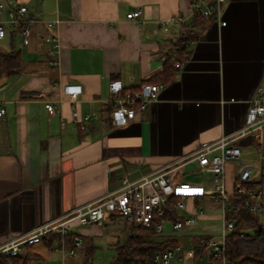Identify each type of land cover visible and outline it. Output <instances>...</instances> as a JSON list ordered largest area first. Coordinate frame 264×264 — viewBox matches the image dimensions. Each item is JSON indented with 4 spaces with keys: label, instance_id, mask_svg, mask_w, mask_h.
I'll return each instance as SVG.
<instances>
[{
    "label": "crops",
    "instance_id": "crops-1",
    "mask_svg": "<svg viewBox=\"0 0 264 264\" xmlns=\"http://www.w3.org/2000/svg\"><path fill=\"white\" fill-rule=\"evenodd\" d=\"M0 1L26 6L30 30L24 45L8 16H0L7 32L0 39V55L17 56L0 63V108L5 109L0 118V245L11 232L25 235L60 222L73 208L119 188L124 175L138 181L169 170L174 181H212L198 174L192 156L245 126L250 100L264 82V0H231L226 26L204 19L197 23L200 16L190 14V0ZM138 10V18H128ZM174 17L183 23L171 22L168 30L160 26ZM53 21L59 23L48 27ZM190 31L195 43L183 48ZM51 35L60 42L56 66L49 64L45 50L50 45L43 42ZM182 52L188 54L183 69H170L168 61ZM156 80L165 85L159 100L128 127H115L110 83L119 81L124 91L134 92ZM67 85L82 87L76 101L65 94ZM47 103L55 104L54 114ZM74 112L79 118L95 114L99 121L86 122L82 131ZM234 143L242 155L226 165L227 191L234 193L241 163H248L253 166L248 187L263 198L264 126ZM112 229L127 234L111 237ZM133 229L109 215L101 224L71 222L66 238L51 233L24 257H31L30 264H101L104 257L105 264H113L115 247ZM75 237L84 243L71 256ZM103 240L113 257L97 250Z\"/></svg>",
    "mask_w": 264,
    "mask_h": 264
},
{
    "label": "built area",
    "instance_id": "built-area-1",
    "mask_svg": "<svg viewBox=\"0 0 264 264\" xmlns=\"http://www.w3.org/2000/svg\"><path fill=\"white\" fill-rule=\"evenodd\" d=\"M230 1L190 0L188 9L191 15H198L211 23L226 26L224 15ZM27 13L28 8L24 5L17 3L7 5L0 1V16H8L9 25L21 34L24 45L28 44L30 39ZM141 14V10H138L128 14V18L135 19ZM183 21L181 17H174L170 20H162L160 26L168 30L169 23L181 24ZM58 23L53 21L47 25L53 28ZM6 33V28L0 20V39L4 38ZM43 42L50 45V48L45 50L49 64L58 65L59 39L51 35L43 38ZM194 43L193 40L188 41L185 48H189ZM187 56L186 52L174 55L171 59L174 69L182 70ZM164 88V84L145 83L137 91L126 92L121 82H111V117L114 126L124 128L131 125L139 112L159 100ZM64 92L71 101H76L82 93V87L67 85L64 87ZM46 109L50 114L56 112L54 103H47ZM4 114L5 109L0 108V118ZM73 118L80 124L82 131L86 130V122L99 121L95 114L79 118L74 112ZM263 126L264 82L257 87L254 97L250 100L245 126L235 136L226 135L216 142L204 144L193 154L192 160L197 164L198 174L211 176L210 183L174 181L169 170L146 176L138 181H131L127 175H124L119 188L108 192L96 201L73 208L60 222L41 225L25 235L9 233L6 241L0 245V258H5L8 264H15V258L24 257L30 246L41 243L47 235L57 232L62 238H66L69 223L77 221L83 225L101 224L106 215H109L122 218L130 229L138 227L153 231L155 240H160L159 242L175 243L167 250L157 253L153 264H173L174 261H177V264H188L187 261H195L194 237L197 238V244L202 249L200 253L202 258L208 257V264H234L227 259L226 255L228 236L237 231L236 220L231 218L236 210V201L243 200L244 208L251 216L256 217L263 208L261 203L263 195L261 191L248 187L253 171L251 164L241 163L233 194L227 191L225 185V168L228 163L238 161L242 155L241 148L234 141ZM205 198L217 203L220 207L218 216L221 226L215 235L209 227L199 222L207 216L201 204ZM188 199L195 200L197 203L190 205L187 202ZM167 231L186 239L189 250L185 251L184 244L179 243L178 237L167 235ZM238 233L242 238L247 235L245 229L238 230ZM83 243L82 238L75 237L74 246L69 254L75 256Z\"/></svg>",
    "mask_w": 264,
    "mask_h": 264
},
{
    "label": "trees",
    "instance_id": "trees-1",
    "mask_svg": "<svg viewBox=\"0 0 264 264\" xmlns=\"http://www.w3.org/2000/svg\"><path fill=\"white\" fill-rule=\"evenodd\" d=\"M203 20L201 17L195 21L197 23ZM193 32H187L183 38V48L186 43L195 38ZM14 55H0V63L4 60L10 62L16 60ZM170 69L173 67L172 61H168ZM166 78V77H165ZM153 83H159L158 80ZM232 219L236 220L237 231L231 233L227 239V259L234 264H264V227L261 225L257 217L251 216L244 208V201L238 199L236 201V210L231 215ZM254 229V234H247L245 237H240L238 230ZM193 243L196 247L195 259L202 258V249L197 244V238H193ZM175 245L174 242L156 241L153 236V231H147L142 228H134L133 234L128 237L123 245L115 247V258L113 264H153L155 255L163 252ZM74 242L72 243V247ZM94 249V247L92 248ZM89 259V258H88ZM31 257L15 258V264H30ZM0 264H8L5 258H0Z\"/></svg>",
    "mask_w": 264,
    "mask_h": 264
},
{
    "label": "rangeland",
    "instance_id": "rangeland-1",
    "mask_svg": "<svg viewBox=\"0 0 264 264\" xmlns=\"http://www.w3.org/2000/svg\"><path fill=\"white\" fill-rule=\"evenodd\" d=\"M198 179H199V175H197ZM210 201V199H209ZM209 201L205 198L204 202H203V207L205 209V212L207 213L208 218L206 219L205 222H203L204 225H206V227H209L211 229V231L213 232V235H215L218 230L220 229V219H219V212H220V207L218 204H215L212 202L209 203ZM261 203L263 205V208L261 210V212L259 214L256 215V217L260 220L261 225L264 227V197L261 199ZM170 229V228H169ZM246 233L248 234H254V229H245ZM111 237H116V238H121L122 234H124L123 232H121L120 230H114L112 229L109 232ZM127 233L125 232L124 235H126ZM170 236H174L175 238L178 237V241L180 244H184L183 248L187 245L184 243V239H182L181 237H179V235L176 234H171ZM108 243L106 241H102L100 245H97V250H105L108 253H104V255H112V257L115 255V253L108 248ZM110 257V256H109ZM108 260L107 257H104L103 261L101 264H105V262ZM188 264H208V257L205 256L204 258H197L195 261H187ZM98 264V263H95Z\"/></svg>",
    "mask_w": 264,
    "mask_h": 264
}]
</instances>
